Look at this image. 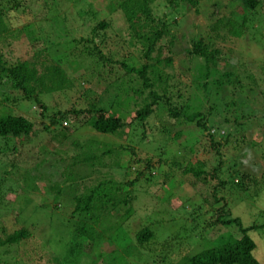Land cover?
I'll return each mask as SVG.
<instances>
[{
    "label": "rangeland",
    "instance_id": "rangeland-1",
    "mask_svg": "<svg viewBox=\"0 0 264 264\" xmlns=\"http://www.w3.org/2000/svg\"><path fill=\"white\" fill-rule=\"evenodd\" d=\"M118 1L0 0L6 28L0 33V52L6 64L31 60L35 52L51 46L53 41L59 45L49 53L55 59L53 54L60 57L59 64L72 83L62 92L38 96L43 111L38 102L23 99L20 92L0 86V115H21L32 124L26 136L0 138V241L19 229L30 235L20 242L0 245V264H56L51 258H61L76 222L75 217H69L73 199L102 180L121 184L140 171L142 174L134 185L122 189V195L130 190L133 197L129 204L132 214L124 219L127 205L119 203L115 209L109 205L108 215L95 228L116 223L118 226L106 232L97 244L84 246L81 264H115L117 258L124 259V264H176L182 257L203 249L204 243L217 245L229 235L240 237L238 226H224L217 220H222L227 211L228 218L239 219L242 228L264 223V191H261L264 179L260 177L264 170L263 104L261 110L258 106L253 108L256 105L251 106L248 90H238L236 84H226L225 77H220L230 72L231 77L236 75L243 84L247 83L246 73L259 72L263 67L260 63L264 60V4L257 9L255 21L248 22L243 36L224 44L226 54L221 57L227 62L217 71L216 77L222 81L217 92L214 75H208L206 87H201L204 81L198 77L199 60L185 52L191 39L207 29L204 4H216L217 17L232 12V18L239 21L245 13L239 0H204L198 11L178 2L177 10H170L172 14L167 15L169 23L174 19L177 22L168 26L173 36L171 53L165 47L169 36L161 40L162 56L170 53L172 58L170 66L161 68L163 76H168L169 106L178 108L184 103L186 112L206 113L211 105L207 131L220 143L226 140L225 145L229 144L221 149L225 165L219 175L228 178L225 171L228 159L237 155L235 159L241 162L239 171L249 177L242 179L248 189L227 184L217 192L225 196L227 210H220L219 202L211 206L217 207L215 212L203 202V197H210L209 184L191 185L188 183L191 176L181 175L171 165L174 159L183 160L182 165L202 159L206 169L214 166L216 157L202 149H208L203 137L207 131L196 130L183 117L173 118L167 107L159 103L151 106L152 112L144 119H132L143 102L150 100L146 91L140 95L131 92L130 88L137 87L139 82L134 75H130L128 84H119L120 78L127 79L120 62L137 65L140 48L129 41L130 32L117 9ZM107 5L114 10L107 13ZM152 6L156 17L169 12L164 0H154ZM102 19L108 26L93 32ZM81 38L97 44L110 62L100 64L84 58ZM74 40L78 42L74 44ZM218 63L221 65L223 61ZM118 84L120 88L116 87ZM158 89L152 88L161 95ZM5 95L14 100L3 101ZM90 104L104 107L123 122V127L114 134L94 131L90 125L92 117L85 112ZM235 109L237 112L233 113ZM239 110L252 112L248 121L239 118ZM57 112L65 113L66 117L52 125L50 118ZM223 113L228 119L224 128L219 125ZM176 131L180 135L172 138ZM126 148L133 149L136 158H149L150 167L133 163L128 166L132 155ZM107 150L110 152L106 154ZM169 168L174 170L168 177L174 183L165 178ZM232 178L229 177L231 181H239L235 174ZM178 179L180 183L176 184ZM252 179L257 180L256 186L249 181ZM186 199L192 200V205H187ZM144 226L152 236L141 247L135 234ZM247 234L255 245L254 257L264 264V228L249 230Z\"/></svg>",
    "mask_w": 264,
    "mask_h": 264
},
{
    "label": "trees",
    "instance_id": "trees-1",
    "mask_svg": "<svg viewBox=\"0 0 264 264\" xmlns=\"http://www.w3.org/2000/svg\"><path fill=\"white\" fill-rule=\"evenodd\" d=\"M168 6V14L164 13L162 17H156L152 14V3L154 0H119L116 4L117 9L122 12L124 21L126 23V28L130 32V43L137 44L139 46L138 58L139 61L137 65L135 63H124L120 62V67L124 70V73L127 76V79L122 77L119 80V84L127 82L130 80V75H134L135 78L139 80L137 87L130 88L131 92L140 95L143 92H147L146 98L149 99V102H143L142 106L134 112L132 119L142 120L148 116L151 112V106L156 104H164L167 107L168 113L173 118L183 117V120L187 124H192L196 130L207 131L206 119L209 113V110L212 109V106H208L206 113H202L200 110H191L184 111V103L181 104L178 108L175 106H169V95H167L170 90H167V75L163 76L161 71L162 67H167L171 65L172 58L171 45L173 43V36L169 33L168 26L171 24H176V20H172L171 23L167 21L169 14L172 13L170 10H177L178 2L188 4L190 7L198 11L200 3L205 2L204 0H164ZM244 8L245 13L243 16H240L239 21H235L232 18V12L223 17H217L219 11L217 7H214L216 4L206 5V18L209 23L206 25L207 29L197 36L191 39V44L189 48L186 49V55L199 60L198 77L200 80L204 81L201 83V87L204 89L206 87V81L208 75H214L215 84L214 89L217 92L219 85L222 81L217 76V71L220 67L225 65L227 60L222 58L226 53L224 52V44L230 43L231 39H236L243 36V33L247 27L248 22L251 24L256 19L257 9L262 7L264 0H239L238 1ZM264 6V5H263ZM107 13L114 10L112 5L106 6ZM106 13V14H107ZM178 12H176L177 14ZM105 14V15H106ZM104 15V14H103ZM103 16V19L105 17ZM168 15V16H167ZM182 15V13H180ZM3 10L0 7V33H3L6 28L2 21ZM255 17V18H254ZM100 20L97 22L95 28L92 29L93 32L98 30H103L108 26V23L105 20ZM47 22V21H46ZM4 26V27H3ZM40 29V28H39ZM47 29H50V25H47ZM45 30V29H44ZM40 32L38 33V35ZM169 36L166 40V49L169 54L162 56V49H164V44L161 45V40ZM36 37V36H35ZM48 38V37H46ZM84 43L82 48L83 57L89 61H96L100 64L105 62H110L108 57H105L99 50L97 44H94L90 39L79 40ZM74 44L78 41L74 40ZM91 44V45H90ZM59 44L51 41V46H46L35 52L31 60L21 59L16 64L7 65L6 61L3 58L2 53L0 52V86L3 88H8L12 91H18L21 94L23 99H32L35 102L39 103L41 110H44V106L38 101V96L40 95H50L62 92L71 87L70 77L59 64L60 57L57 54L55 55L56 59L51 57V50H54ZM52 53V52H51ZM155 53V55H153ZM50 54V55H49ZM222 60L223 64H219L218 61ZM261 62V61H260ZM262 65L259 72H250L246 73L244 78L247 83H241L236 75H232L230 72H224L220 77L224 76L226 84H236L238 90H248L250 95H248L249 100L255 107H259L261 110V103L264 108V60L260 63ZM222 66V67H223ZM232 78V79H231ZM231 79V80H229ZM116 87L120 88V85ZM158 87V91L152 90L153 87ZM218 87V88H217ZM255 91V92H250ZM167 92V93H165ZM252 93V94H251ZM146 99V100H147ZM3 101H13L14 98H8L4 96ZM186 102V101H185ZM242 104V103H241ZM231 105L235 104L232 102ZM214 107V106H213ZM252 109V107H251ZM81 111H72L73 114H78ZM86 113L90 114L92 117L91 128L97 133L102 134H114L120 128L123 127V122L115 117L114 114L107 112L104 107H97L95 104H90L88 109L85 110ZM233 113L237 112L236 109L232 111ZM250 112L238 113V116L241 120L248 121L250 118ZM223 120L220 122V126L224 128L227 126L228 119L225 113H223ZM66 114L63 112H57L55 117H51V124H56L58 120L64 119ZM235 116V115H234ZM232 118L235 121V118ZM251 120V119H250ZM222 123V124H221ZM224 125V126H223ZM32 129V124L26 118L21 115H11L4 114L0 115V138L6 139L8 137L20 138L26 136L30 133ZM177 135H180L179 131L175 132L172 138H176ZM229 137V133L226 135ZM171 137V136H170ZM207 141L208 149L202 147L205 150V153L210 151L212 153V158L216 157V164L210 169L205 166V162L202 159L194 160V163L190 161L185 162V165H182V161L173 160L171 165L176 167L181 172V175H190L192 181L188 180L189 184L193 185L197 182L202 184H209L211 194L208 199L203 197V202L211 207L214 204L220 205L218 208L222 211H226V199L225 196L217 194V192L222 189L225 185H232L234 187L248 189L243 183L242 179L246 178V175H242L239 171L238 166L241 165V162L238 159H235L237 155H232L228 159V164L226 165L225 171L227 172L226 177H221L219 174L222 170V167L225 165L221 160V149L228 145H225L226 140L223 143L217 141V138L213 133L207 131L206 136H203ZM171 138V139H172ZM165 148V147H164ZM132 156L130 161L128 160V166L133 164L143 165L145 168L150 167L149 158L141 159L136 158V152L131 148H126ZM107 150L105 153H109ZM159 163V162H158ZM174 170L169 168L165 178L169 176ZM141 171L137 172L136 177L121 184L102 180L97 183L95 186L90 188L88 192L81 194L78 197L73 199L74 207L70 212L69 217L76 218V222L73 225L69 241L66 242L64 247V252L62 253L61 258L52 257L53 262L56 264H81L83 262L82 257L85 254L82 252L85 245L97 244L101 241L106 232L116 228L118 223L102 227L101 229H96L95 227L99 222L108 215V206L110 205L112 209H115L117 204L122 203L127 205L125 209L123 218H128L132 214V210L129 206L130 202L133 200V197L130 196V190L122 195V189L127 186L130 187L134 185L138 177L141 175ZM239 177V181H231L229 179L233 175ZM261 179H264V170L260 175ZM249 178V177H247ZM246 178V179H247ZM171 183H174L172 178H168ZM233 179V178H232ZM248 180V179H247ZM253 185L256 186L257 180L252 179ZM1 182V180H0ZM179 179L176 184H179ZM261 191H264L262 189ZM261 191L259 193H261ZM185 203L187 205H192V200L186 199ZM211 210H215L213 207ZM122 218V220H123ZM224 226L233 224L238 226L240 232V237H233L229 235L224 241L220 244L212 245L209 243H204L203 249L192 254L191 256H184L176 264H259L256 258L253 255L255 250V245L253 240L248 236L247 232L252 229L264 228L263 224L251 225L247 228H242L240 225L239 219H230L228 218V211L225 213V216L222 220L217 219ZM30 235L24 229H19L8 234L6 238L0 241V245L3 244H14L20 242L22 239H26ZM152 236V232L147 226L142 227L135 234V240L138 245L141 247L147 242ZM91 242V243H90ZM81 259V261H80ZM115 264H124V259L117 258L116 261H113ZM117 262V263H116ZM127 264V263H125Z\"/></svg>",
    "mask_w": 264,
    "mask_h": 264
}]
</instances>
